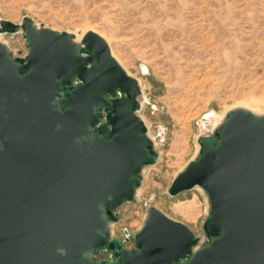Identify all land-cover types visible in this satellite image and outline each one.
Instances as JSON below:
<instances>
[{"label": "water", "instance_id": "95a60500", "mask_svg": "<svg viewBox=\"0 0 264 264\" xmlns=\"http://www.w3.org/2000/svg\"><path fill=\"white\" fill-rule=\"evenodd\" d=\"M19 31L24 57L0 41V264H264V113L226 111L167 188H202L206 242L150 205L128 247L109 223L157 156L139 82L94 31L0 19Z\"/></svg>", "mask_w": 264, "mask_h": 264}, {"label": "rangeland", "instance_id": "374dc122", "mask_svg": "<svg viewBox=\"0 0 264 264\" xmlns=\"http://www.w3.org/2000/svg\"><path fill=\"white\" fill-rule=\"evenodd\" d=\"M23 16L75 40L98 33L139 82L136 113L157 156L143 165L135 200L114 209L111 235L127 232L125 245H134L133 234L153 205L186 223L199 244L206 242L202 188L174 195L167 188L198 157L197 138L222 122L226 111L244 105L264 113V0H0V19L20 23ZM0 34L13 55L27 53L21 31Z\"/></svg>", "mask_w": 264, "mask_h": 264}, {"label": "bare ground", "instance_id": "6f19581e", "mask_svg": "<svg viewBox=\"0 0 264 264\" xmlns=\"http://www.w3.org/2000/svg\"><path fill=\"white\" fill-rule=\"evenodd\" d=\"M84 34V32L82 33V34H80L79 36L81 37L82 35ZM1 35V34H0ZM242 106H244V105H242ZM244 107H246V108H249V109H251V110H253L254 108H251V107H247V106H244ZM215 113V112H214ZM216 114V113H215ZM222 116V115H221ZM219 117V116H218ZM215 118H216V116H215ZM206 122V121H205Z\"/></svg>", "mask_w": 264, "mask_h": 264}, {"label": "flooded vegetation", "instance_id": "af4514ba", "mask_svg": "<svg viewBox=\"0 0 264 264\" xmlns=\"http://www.w3.org/2000/svg\"><path fill=\"white\" fill-rule=\"evenodd\" d=\"M24 56H25V55H24ZM24 56H23V57H24ZM102 252H104V250H103Z\"/></svg>", "mask_w": 264, "mask_h": 264}]
</instances>
